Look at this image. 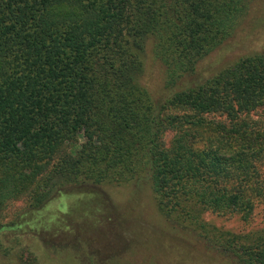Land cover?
Masks as SVG:
<instances>
[{
    "label": "trees",
    "instance_id": "16d2710c",
    "mask_svg": "<svg viewBox=\"0 0 264 264\" xmlns=\"http://www.w3.org/2000/svg\"><path fill=\"white\" fill-rule=\"evenodd\" d=\"M263 13L264 0H0L5 264H39L34 237L79 242L88 229H118L136 203L115 206L106 188L118 186H132L136 199L148 188L169 228L184 232L179 240L196 244L136 224L141 239L128 256L93 253L83 264H158L153 238L182 264H264V49L197 75L243 27L244 36L264 34ZM148 66L158 95L143 83ZM69 193L84 197L80 205L47 209ZM202 211L259 227L223 232ZM17 218L32 224L9 237Z\"/></svg>",
    "mask_w": 264,
    "mask_h": 264
},
{
    "label": "rangeland",
    "instance_id": "374dc122",
    "mask_svg": "<svg viewBox=\"0 0 264 264\" xmlns=\"http://www.w3.org/2000/svg\"><path fill=\"white\" fill-rule=\"evenodd\" d=\"M255 25H260V21L256 20ZM248 32H250V27H243V31H241L240 34L236 35L234 38H231L227 44L218 47L215 51L202 59L197 66V75H199L200 77L209 76L219 68L224 67L225 65L237 60L240 57L264 49V34L257 36H249V34V37L244 36V33ZM150 72L151 70L148 66V77L144 80L143 83L149 88L153 95H158L160 84L159 82H157V80L159 81L160 78L157 77V79L154 80V76L151 75L150 77ZM171 138L172 134L170 132L166 133V145L169 144ZM106 192L110 195V198H112L115 206L119 207L120 209H124L131 201L136 202L134 210L130 212V214L128 213V217L126 218L127 220L122 221L120 217L119 225L121 226H119V228L117 227L118 229L114 228V225L108 226L105 224L101 227H98L97 229L95 228V230H92V232L88 228H85L88 229L87 231L80 232L76 226V228H73L72 230H74L75 233L80 232L83 241L79 242H77L73 238L74 235L67 237L61 236V238H59L58 232H56L57 235L46 241H42L37 237H34V239H36V242H32L30 240L31 242H29V244L32 246V251L37 256V263L83 264L93 253H98L103 259L113 256H120L122 258H125V255L127 254L128 256V253L133 248L135 239H141L138 237L137 231L133 228V226L136 224L138 225V227H147L152 231L160 230L163 233L165 231H168V233H165L164 237H173L172 239H174V241L179 240L180 238H178V236L184 233L180 229L174 228L172 230L169 228L167 223L158 213L154 205L151 192L148 188L142 189V191L137 195L138 199H136L134 196V189L132 186L108 187L106 188ZM80 197V195H74L70 193L63 194L59 196V198H55L54 201L49 204L47 209L51 210L52 212H56L59 208L60 210L65 212L68 208L80 205V199H84V197ZM24 206L25 205L23 200L17 201L13 204L10 211L13 213L17 210L23 209ZM201 217L207 225L214 227L220 231L233 234H242L259 227V224L257 223L258 220L253 224H250V226L245 229V226H243L241 221L236 217L217 216L210 211H202ZM128 218L131 220L129 221ZM11 219L13 218L10 216L7 217L4 221L7 222ZM20 220V218H17L15 226L11 229H6L9 237L19 236L21 235L22 230H29V228L26 227L29 226L28 224H32V221L24 222L21 224V226H19L18 221ZM64 234H66V232H64ZM184 235L185 236H182L183 241H179L182 243H186V245L188 246L187 249H190L191 244H196V240H192L186 234ZM153 240L154 241L152 242V246H155L156 250L151 253V256L149 257L150 259H152L153 261L157 260L159 262L158 264H182L184 262V260H180L179 257L177 258V260L171 261L172 256L169 253V247H167V245L163 242H158L155 238H153ZM81 242H89L91 249L88 252H85ZM184 257L187 258V255H184ZM215 258L218 257L215 256ZM137 259H141V256L138 255ZM5 263L6 261L2 260L0 257V264ZM221 263L227 264L223 260ZM13 264L20 263L17 259H14Z\"/></svg>",
    "mask_w": 264,
    "mask_h": 264
}]
</instances>
